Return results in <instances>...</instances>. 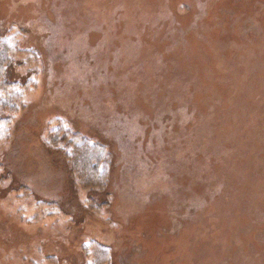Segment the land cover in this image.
I'll list each match as a JSON object with an SVG mask.
<instances>
[{
	"label": "rangeland",
	"instance_id": "374dc122",
	"mask_svg": "<svg viewBox=\"0 0 264 264\" xmlns=\"http://www.w3.org/2000/svg\"><path fill=\"white\" fill-rule=\"evenodd\" d=\"M0 26L32 82L0 135V264H264V0H0ZM60 127L105 147L102 188Z\"/></svg>",
	"mask_w": 264,
	"mask_h": 264
},
{
	"label": "trees",
	"instance_id": "16d2710c",
	"mask_svg": "<svg viewBox=\"0 0 264 264\" xmlns=\"http://www.w3.org/2000/svg\"><path fill=\"white\" fill-rule=\"evenodd\" d=\"M0 26V135L6 131L12 123L13 116L22 107V99L28 88L32 85L31 80L23 81L20 76H13V55L16 45L2 32ZM34 84V83H33ZM63 131V136H58ZM67 131L62 127L56 131H50L47 136L48 145L52 148L64 151L71 160L70 169L73 173L80 174L83 186L93 189L102 188L107 173L108 160L105 147L93 142L90 138L76 134L75 142L66 140ZM73 143L70 147L67 144ZM85 180V181H83Z\"/></svg>",
	"mask_w": 264,
	"mask_h": 264
}]
</instances>
